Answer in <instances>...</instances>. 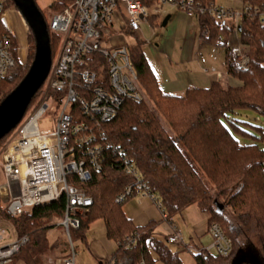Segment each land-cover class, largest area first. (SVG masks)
<instances>
[{
	"label": "trees",
	"instance_id": "obj_1",
	"mask_svg": "<svg viewBox=\"0 0 264 264\" xmlns=\"http://www.w3.org/2000/svg\"><path fill=\"white\" fill-rule=\"evenodd\" d=\"M191 1L202 7L216 4V0ZM9 6L15 7L12 0H6V8ZM245 7L260 12L255 17L244 14L239 24V41L248 50V67L246 70L237 68L232 48H227L224 63L227 74L238 80L240 86L214 82L209 88H188L183 96L166 94L144 54V42L138 34L132 33L134 42L130 44V55L139 85L167 126L143 101H126L118 115L103 126L105 163L101 171L93 173L90 182L82 185L93 199V205L89 215L82 219L80 229L70 231L72 240L74 235L84 239L90 224L101 220L107 238L117 244L112 257L128 255L132 264L141 261L155 264L152 258L155 253L163 264H183L167 242L155 236L156 223L136 227L125 216L124 203L115 202L133 182L121 165V151L149 186L154 201L161 205L159 209L165 222L173 226L175 215L197 206L209 215V226L218 224L231 239L232 251L228 256L201 251L193 256L196 264H229L242 250L238 237L253 231L263 241V255L252 243L249 252L264 264V150L258 144L241 145L235 136H249L237 125V111L252 109L264 115V0H243L242 9ZM199 19L201 32L209 33L206 42L211 46H226L229 35L234 32L233 26L207 14L200 15ZM0 32L8 34L1 21ZM49 36L54 55L60 39ZM31 38L34 42L32 33ZM12 41L17 45L15 39ZM29 67L11 89L7 86L21 68L17 65L9 72L0 84V91L4 89L2 100L21 82ZM42 90L33 98L27 114L42 96ZM8 137L0 141V150ZM64 209L65 200L61 198L49 208L35 206L21 216L11 217L0 203V220H8L14 226L17 239L29 236V244L33 242L36 246L35 235L62 220ZM135 232L145 233L141 244L124 250L119 242ZM61 245L68 243L63 245L56 240L52 246L55 249Z\"/></svg>",
	"mask_w": 264,
	"mask_h": 264
},
{
	"label": "built area",
	"instance_id": "obj_2",
	"mask_svg": "<svg viewBox=\"0 0 264 264\" xmlns=\"http://www.w3.org/2000/svg\"><path fill=\"white\" fill-rule=\"evenodd\" d=\"M53 5L47 29L49 35L59 37L60 41L41 88L42 96L10 132L0 150L4 173L0 203L11 217H18L35 206L49 208L64 198V216L59 225L64 228L72 255L55 264H76L70 231L80 229L82 219L89 215L93 205V199L82 185L90 182L93 173L104 166L103 126L118 115L126 101L141 102L145 96L132 64L130 44H110V38L116 34L113 28L119 26L131 36L132 33L139 35L142 25L154 26L163 7L169 5L190 18L207 14L219 22L230 23L237 34L244 14L255 17L260 12L252 7L242 11L216 4L202 7L191 0H57ZM6 17V0H0V21L8 30V34L0 32V84L21 63L22 53L20 44L14 45L12 41V38L16 40V35L5 23ZM201 34L205 39L209 33L204 30ZM232 50L237 68L246 70L248 50L240 41ZM48 100L55 106H50ZM106 147L111 148L108 144ZM119 155L125 174L132 177L133 182L115 202L123 204L137 195L149 196L154 201V194L133 162L121 151ZM208 233L213 242L202 250H216L217 254L228 256L232 241L220 226L211 224ZM144 234L128 235L119 245L124 250L140 245ZM180 238L173 228L166 242L174 244ZM29 242V236H23L13 244L0 246V264H10ZM101 264L132 262L130 258L125 261L111 256Z\"/></svg>",
	"mask_w": 264,
	"mask_h": 264
},
{
	"label": "rangeland",
	"instance_id": "obj_3",
	"mask_svg": "<svg viewBox=\"0 0 264 264\" xmlns=\"http://www.w3.org/2000/svg\"><path fill=\"white\" fill-rule=\"evenodd\" d=\"M56 1L57 0H35L48 23L52 16L53 4ZM216 4L225 8L234 7L235 11H242L243 8L242 0H216ZM172 10L175 9L169 5H165L161 14L155 20L154 26L142 25L139 31V38L144 42L143 51L145 55H149L150 50L156 49L155 45H160V42L166 39H169L168 41L170 44L173 43L172 39L175 35V30L173 29L174 17L168 21L166 27L162 26L168 15L172 14L170 13ZM184 18L185 19L180 22L182 25L188 20L185 15ZM5 23L13 29L16 35V41L22 48L21 63L18 64L21 69L18 70V76L13 77L11 83L7 86L11 89L18 82L23 72L30 66L34 56L35 43L31 38L29 27L15 7H7ZM3 26L4 29H7L5 24H3ZM113 29L116 34L110 38L111 45L131 44L134 42L132 36L124 32L119 26H115ZM180 40L181 36L177 42L176 49L180 46ZM227 44L231 48L237 46L234 33L230 34L228 37ZM220 51V47L212 48L210 54L204 53V55L209 57L213 56L215 58ZM228 85L240 86L241 83L234 78L228 77V81H224L223 86ZM9 89H7V91ZM3 95L4 89L0 91V101ZM144 95L143 102L154 111L161 123L167 126L163 118L156 111L154 104L146 94ZM48 103L52 107L55 106L51 100H48ZM235 119L237 120V125L242 130L249 133L247 137L235 135L239 143L241 145L258 144V146L264 150V115L252 109H245L237 111ZM3 182L4 173L0 164V184ZM123 212L136 227H144L151 222L156 223L155 236L164 241H167V238L172 232V228H175L181 238L174 244H169L167 242V246L182 259L183 264H196L193 257L196 254L195 251H203L202 248L208 249L213 242L210 234L206 233L209 215L200 211L197 206H190L184 209L180 214L175 215L173 217V226L165 222L157 202L153 201L149 196L137 195L128 199L123 205ZM227 212L230 214V209H228ZM59 223L60 221H56L54 227L49 225L46 229L37 233L34 237L37 245L34 246L33 242H31V244L24 246L13 259L12 264H55L63 257L72 255V249L68 242L67 235L64 228L60 226ZM72 233V235L75 234L74 232ZM0 235L3 237L0 246L13 244L17 241V231L8 220H0ZM56 240H59L63 245L65 243H68V245H61L54 249L52 245ZM72 241L76 253V264H99V262H106L117 250L116 242L107 238L105 224L101 220L94 221L90 224L84 239L75 237L74 235ZM238 242L241 245V249H244L247 253L251 252L249 245L252 243L255 246V250L263 255V241L256 231L249 233V235L244 234L239 236ZM189 247H193L194 249L188 250ZM209 253L218 255L216 250H211ZM253 256L256 257V255ZM152 258L156 261L155 264H163L158 261L155 253H152ZM120 259L129 261V256L122 255ZM255 263L262 264L259 258L252 264Z\"/></svg>",
	"mask_w": 264,
	"mask_h": 264
},
{
	"label": "crops",
	"instance_id": "obj_4",
	"mask_svg": "<svg viewBox=\"0 0 264 264\" xmlns=\"http://www.w3.org/2000/svg\"><path fill=\"white\" fill-rule=\"evenodd\" d=\"M226 9H234V7H226ZM170 13L172 14L168 15L170 17L169 21L174 17L173 29L175 30V35L172 39L173 43L170 44L169 39H166L160 42L161 46L155 45L156 49L150 50L149 55H145L161 90L166 94L183 96L188 88H209L214 82L223 84L224 81H228V77L231 76L227 74L224 63L226 50L231 47L228 46L227 42L226 46L209 45L202 37L198 16L190 18L185 12L177 9L170 11ZM184 15L188 20L182 25L180 22L185 19ZM227 24L229 25L230 23ZM232 33L235 34L238 44V33L236 34L235 30ZM180 36V46L176 49ZM219 47L221 51L217 57L204 55V53L210 54L212 48ZM208 229L209 224L207 225L206 233H208ZM191 249L194 248H188V250ZM101 263L99 262V264Z\"/></svg>",
	"mask_w": 264,
	"mask_h": 264
},
{
	"label": "water",
	"instance_id": "obj_5",
	"mask_svg": "<svg viewBox=\"0 0 264 264\" xmlns=\"http://www.w3.org/2000/svg\"><path fill=\"white\" fill-rule=\"evenodd\" d=\"M12 2L29 27L35 46L28 72L0 103V141L8 136L24 118L33 98L48 78L53 59L47 23L35 0H12ZM169 19L168 16L164 20L163 27L167 26ZM253 255L255 254L240 250L229 264H252L257 259Z\"/></svg>",
	"mask_w": 264,
	"mask_h": 264
}]
</instances>
